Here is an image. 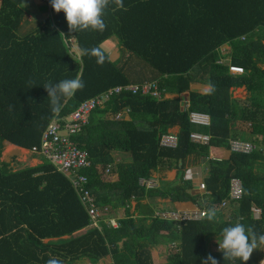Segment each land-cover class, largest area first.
<instances>
[{"label":"trees","instance_id":"1","mask_svg":"<svg viewBox=\"0 0 264 264\" xmlns=\"http://www.w3.org/2000/svg\"><path fill=\"white\" fill-rule=\"evenodd\" d=\"M34 2L0 0V143L38 149L43 131L54 119L62 126L82 102L119 86L145 82L130 78L127 57L152 70L149 82L155 81L160 92H179L180 84L187 88L195 80V73L207 74L215 95L212 102L204 96L186 113L176 103L164 106L161 98L122 91L90 114L100 118L98 124L90 121L70 139L88 154L91 165L82 171L87 177L85 187L102 213H111L115 203L125 205L147 190L172 203L190 201L200 209H214L216 219L209 221L206 216L178 224L158 216H128L118 221V228L103 222L100 228H91L69 179L47 160L16 172H7L0 163V264H46L52 257L62 264H105L106 258L109 264H153L151 248L161 242H172L165 264H202L209 255L206 241L225 226L242 223L257 235L264 234V157L259 148L248 154L231 152L223 161L207 160L209 176L203 195L190 194L192 183L182 178V185L166 189L138 185L140 178L150 179L156 170L176 166L184 171L192 155L208 158V146L189 139L193 133L189 112L208 114L211 123L204 132L211 136L210 145L229 147L224 132L233 120L241 121V112L224 109L227 99L221 93L248 80L241 74L240 82L234 80L229 65H238L244 72L256 68L248 50L264 39V0H123V8L110 0L102 32H73L63 11L57 13L52 7L45 19L29 27L27 6ZM110 36L116 37L126 55L123 64L105 53L107 59L98 65L94 57L84 54V49H101ZM226 44L231 46L232 64L220 56ZM73 45L80 55L71 52ZM138 70L134 65L133 74ZM77 76L84 82L83 89L63 101L59 114H53L43 85ZM123 109L129 110L128 120H115ZM175 124L180 126L175 148H162L161 136ZM116 151L129 153L131 162L116 165L117 182H104L102 174ZM232 178L240 180L242 197L219 212ZM101 184L113 200L100 193ZM254 205L261 210L259 220L253 217ZM213 256L219 264H229L222 251Z\"/></svg>","mask_w":264,"mask_h":264},{"label":"crops","instance_id":"2","mask_svg":"<svg viewBox=\"0 0 264 264\" xmlns=\"http://www.w3.org/2000/svg\"><path fill=\"white\" fill-rule=\"evenodd\" d=\"M33 7L35 8L36 12L31 11L30 15H28V23L30 22L29 27H32V24L35 22V20L42 21L43 19H45L49 14L50 9L43 2V0H35V2L33 3ZM35 15H39L40 17L37 18ZM33 18L35 20H33ZM259 39L260 38H258V40ZM100 47L111 58L112 61H118L119 64H123V62L125 61L126 55H122L116 37L110 36L108 39L103 41ZM73 51L77 55H80L78 48L75 45L71 47V52ZM248 51L253 56V64L256 68L253 69V71H251V69H247L243 74H241L248 79L245 84L239 83L238 85L229 87L228 90H225L224 92L222 91L221 93L222 98L227 99V105H225L224 109H227L230 112L233 109H238V112H241V121L240 119L237 121L233 120V123L231 122V124L229 125V130L227 129V132H224V135H227V137H229V147L216 146L213 143L210 145L209 142V144L207 145L209 148L208 158H198L196 157L197 155H192L188 159V162L190 164L189 166L188 164L185 166L187 168L184 171H180L178 167L172 166L167 169H160L156 170V172H152V176L150 179L154 182L155 187L153 188L159 187L162 189H166L182 185L181 178L182 176H184L183 180L191 181L192 183V189H189L188 192L192 195H203L204 191L199 188V184L205 183V180L209 176V166L207 160L223 161L229 159V157L231 156V150L229 149L230 144L234 142L251 145L254 149L259 148V151L264 157V39H261V43L256 42L255 46L251 47ZM220 56L221 59H224L225 62H227V64H232L231 46L227 44L223 45L220 48ZM125 64L128 75L134 76H130L132 80L149 81V79L154 76L152 70L149 67L144 66L146 64L141 61L139 62L136 60H131L127 57V61L125 62ZM134 65L137 66L139 70L138 72H134L133 74ZM198 74V72L195 73V80L191 81L187 88L186 85L182 83L180 84V88L182 89L179 92H162L160 100L164 104V106L176 103L181 112L187 113L190 109V104H194V108H196V103L204 96H206V98L209 97L207 99L210 100L209 102H212V98H214L215 95L212 92V86L207 82L208 75L206 74L205 77H198ZM201 75L202 74H200V76ZM241 75L231 74V77L234 80L240 82L241 78L239 79L238 77H241ZM178 87L179 86L176 85L177 89ZM167 110L168 108L165 109V111ZM192 112L200 113V111ZM200 114H205L208 116L210 125V116L206 113ZM128 118L129 117L127 114L123 116V120H128ZM99 119L100 118H98L97 115L93 114L92 116H90L88 124L90 121L98 124ZM193 126V133L199 132L201 134L209 136L207 132H204V129L208 126ZM179 131L180 126L175 124L174 126L169 127L167 132L169 134L177 136ZM111 156L113 157V163L111 165H108L110 171L102 174V179L104 180V182L115 183L118 181V174L115 170L116 165L131 162V156L129 153L121 151L113 152ZM44 160L45 159L41 155L34 154L30 150L15 146L7 141H3L0 143V163L7 172H16L27 168H34L42 164ZM261 163H263L264 166V161H261ZM253 170V173H255L256 169ZM103 185L105 184L98 185V187H103ZM102 187L98 188L100 190V193L102 195H108V199L113 200V195H109V193L106 192ZM194 209H198V207L195 203H192L190 201L172 203L168 198L162 199L161 197L150 195L149 191L145 190L142 193L141 197L137 196L133 199H129V201L126 202L125 205L122 201H120L119 204L115 203V209H112L111 213H109V210L108 213H103V219L107 218L119 221L120 219L123 220L128 216H132L135 218L154 217L157 216L159 212L163 211H181ZM253 217L258 220L262 217L261 210L257 205H254ZM44 242H47V240H45ZM171 243L172 242H161L151 248L150 255L153 264L166 263V258L169 252L168 248ZM206 250L207 253L211 254L212 256L215 254L217 255V253L221 251L218 250L217 236H213L206 241ZM104 262L105 264H109V258L104 259ZM262 262H264V249H256L251 254L247 264H262Z\"/></svg>","mask_w":264,"mask_h":264},{"label":"built area","instance_id":"3","mask_svg":"<svg viewBox=\"0 0 264 264\" xmlns=\"http://www.w3.org/2000/svg\"><path fill=\"white\" fill-rule=\"evenodd\" d=\"M43 2L51 7L50 0H43ZM228 71L230 74H242L243 68L240 66L229 65ZM131 93L133 95L140 94L143 96L149 95L158 100L162 96V92L158 90L157 83L155 81H145L138 85H127L124 87H117L114 90L104 92L100 96L88 99L82 102L71 114L64 118V124H59V119H54L48 127L43 131L41 137L40 147L32 148L31 152L41 155L47 160L57 172L63 174L69 179L73 189L77 192L79 200L85 207L89 216L91 228H99V223L103 222L114 228L119 227V223L113 219H103L104 214L99 210L94 196L87 189V177L82 174V171L87 169L91 162L88 158V154L84 149H79L75 142L71 141L70 136L88 124L90 114L97 108H102L108 99L114 95L123 93ZM128 109H123L121 112L114 116L115 120H120L125 114L128 113ZM188 121L193 125H209V118L205 114L197 112H190L188 115ZM191 142L208 145L210 136L201 133H191L189 135ZM168 143H177L176 136L172 134H164L161 136L159 145L161 147H167ZM231 152L236 153H249L251 151V145L241 144L234 142L230 144ZM109 166L106 168V172H109ZM138 185L145 188H153L154 182L151 179L140 178ZM201 190H205L203 183L199 184ZM242 197L241 182L237 178H232L229 184L227 199H223L220 203V208H227L230 203H237ZM163 220L173 221L178 224H185L187 222L200 221L207 216V211L204 209L194 210H181V211H163L157 214Z\"/></svg>","mask_w":264,"mask_h":264},{"label":"clouds","instance_id":"4","mask_svg":"<svg viewBox=\"0 0 264 264\" xmlns=\"http://www.w3.org/2000/svg\"><path fill=\"white\" fill-rule=\"evenodd\" d=\"M109 2L110 0H50L51 7L55 12L63 11L69 29L73 32L87 30L102 32L106 27L103 19L104 11ZM115 4L117 8H123L124 6L123 0H115ZM83 51L84 54H90L94 57L98 65L104 64L107 59L105 52L99 47L84 49ZM43 87L48 92L51 112L59 114L63 108V101L72 98L78 90L83 89L84 82L77 76L56 83L48 82ZM253 150L255 149L253 148ZM203 191L205 192V190ZM229 205L227 208L222 209L219 204L217 210L219 212L228 210ZM207 219L209 221L216 219L214 209H208ZM217 244L218 250L223 252L224 260L228 261L229 264H245L254 250L264 249V234L257 235L251 228L246 229L244 224L234 223L220 230L217 236ZM46 264H62V261L52 257L46 261ZM202 264H219V262L209 254L202 260Z\"/></svg>","mask_w":264,"mask_h":264},{"label":"rangeland","instance_id":"5","mask_svg":"<svg viewBox=\"0 0 264 264\" xmlns=\"http://www.w3.org/2000/svg\"><path fill=\"white\" fill-rule=\"evenodd\" d=\"M39 1V0H38ZM27 9L28 10H30V11H35L36 12V10H35V8L33 7V4H30V5H28L27 6ZM36 16V15H35ZM37 18H39L40 16L39 15H37L36 16ZM42 18V17H41ZM33 20H35L34 18H33ZM194 127V126H193ZM199 128V127H198ZM194 130V129H193ZM199 133V132H198ZM166 146L167 147H162V148H175V146H176V144H173V143H168V144H166ZM229 149H231V146H230V148ZM253 150V147L251 146V151ZM250 151V152H251ZM184 179V176H182V180ZM188 179H190V178H188ZM198 209H200V208H198ZM78 264H81V263H78ZM83 264H87V262H84Z\"/></svg>","mask_w":264,"mask_h":264}]
</instances>
